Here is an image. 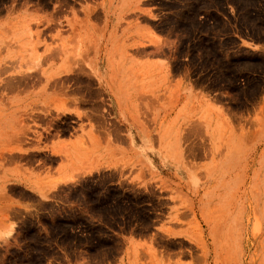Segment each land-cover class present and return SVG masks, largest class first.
<instances>
[{
    "label": "rangeland",
    "instance_id": "1",
    "mask_svg": "<svg viewBox=\"0 0 264 264\" xmlns=\"http://www.w3.org/2000/svg\"><path fill=\"white\" fill-rule=\"evenodd\" d=\"M90 97L128 137L122 171L18 205L10 157L38 154L15 142ZM123 254L264 264V0H0V264Z\"/></svg>",
    "mask_w": 264,
    "mask_h": 264
},
{
    "label": "crops",
    "instance_id": "2",
    "mask_svg": "<svg viewBox=\"0 0 264 264\" xmlns=\"http://www.w3.org/2000/svg\"><path fill=\"white\" fill-rule=\"evenodd\" d=\"M100 107L95 97L71 100L61 113L58 132L43 133L41 139L34 135L30 140L15 142L18 148L11 151V156L38 154L31 161L10 157L5 175L10 184L18 186L25 194L16 198L18 205L32 209L47 202H60L62 189L81 178L113 171L114 167L122 171L121 166L113 163V151H122V147L128 145V137L119 126L113 129L112 120L101 117ZM126 245L125 250H130L136 243ZM135 263L136 260L123 254L113 264Z\"/></svg>",
    "mask_w": 264,
    "mask_h": 264
}]
</instances>
